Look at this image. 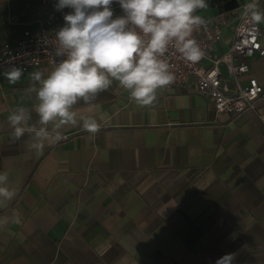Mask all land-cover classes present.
I'll return each instance as SVG.
<instances>
[{
  "label": "crops",
  "instance_id": "crops-1",
  "mask_svg": "<svg viewBox=\"0 0 264 264\" xmlns=\"http://www.w3.org/2000/svg\"><path fill=\"white\" fill-rule=\"evenodd\" d=\"M207 9L200 14L218 11ZM231 38L227 26L216 51L227 50ZM53 67H30L16 84L0 70V172L18 193L0 208L8 218L0 264H215L229 253L233 264H264V99L233 115L218 112L194 86L158 89L144 107L110 88L74 106L78 119L100 124L98 133L65 126L68 136L40 152L29 147L34 134L11 140L8 116L26 107L25 126L40 127L38 100L26 90L31 72L46 77ZM221 69L233 91L235 79ZM250 75L264 84V56L251 59L242 86Z\"/></svg>",
  "mask_w": 264,
  "mask_h": 264
},
{
  "label": "clouds",
  "instance_id": "clouds-1",
  "mask_svg": "<svg viewBox=\"0 0 264 264\" xmlns=\"http://www.w3.org/2000/svg\"><path fill=\"white\" fill-rule=\"evenodd\" d=\"M113 4L119 5L123 15L113 18ZM208 6L207 0H58L57 11L70 10L55 32L54 55L65 58L46 77L42 71L30 73L33 83L26 91L35 93L38 100L35 111L40 127H26L29 109L15 107L8 116L14 131L11 140L18 142L26 133L34 134L29 147L42 152L46 142L56 145L65 139V126L98 133L100 124L92 118L78 119L74 106L89 104L110 88L129 92L141 107L153 105L157 90L175 79L164 58L171 43L187 61L195 63L204 56L192 34L200 26L207 28V21L195 13ZM243 8L254 26L264 22V8L257 0ZM25 71L13 65L2 75L9 84H16ZM8 181L9 173L0 172V208H6L18 194L7 186ZM13 219L19 222L18 216ZM7 223V217L0 218V227ZM234 259L235 254L229 253L215 264H233Z\"/></svg>",
  "mask_w": 264,
  "mask_h": 264
},
{
  "label": "built area",
  "instance_id": "built-area-1",
  "mask_svg": "<svg viewBox=\"0 0 264 264\" xmlns=\"http://www.w3.org/2000/svg\"><path fill=\"white\" fill-rule=\"evenodd\" d=\"M260 1L257 0L258 5ZM249 2L251 0H246L230 10H218L210 16L201 15L202 9L197 10L195 14L207 21V28L200 26L194 29L192 38L197 41L204 56L195 63L187 61L176 50L175 43H171L164 58L175 79L166 87L181 84L194 86L213 99L218 112L233 115L254 108L258 99H264V84L256 76L250 75L249 83L245 86L239 82L240 76L250 71L251 59L257 53L264 56L262 27L260 24L254 26L244 15L243 5ZM55 4L51 0H41L36 18L37 26L25 28L14 42L4 41L1 44L0 70H8L13 65L23 67L26 71L33 66H55L65 58L54 55V50L58 47L55 32L64 24V13L70 10L57 11ZM112 7L113 18L123 15L118 4H113ZM227 26L232 28L231 43L227 50L220 53L216 51V45L223 39L224 28ZM222 64L227 66L229 74L235 79L233 91L222 73ZM128 96L130 98V94ZM259 116L264 121V113ZM67 136L68 134L64 135Z\"/></svg>",
  "mask_w": 264,
  "mask_h": 264
},
{
  "label": "rangeland",
  "instance_id": "rangeland-1",
  "mask_svg": "<svg viewBox=\"0 0 264 264\" xmlns=\"http://www.w3.org/2000/svg\"><path fill=\"white\" fill-rule=\"evenodd\" d=\"M35 2L38 3V0H0V43L30 28V14L38 18L40 3Z\"/></svg>",
  "mask_w": 264,
  "mask_h": 264
},
{
  "label": "trees",
  "instance_id": "trees-1",
  "mask_svg": "<svg viewBox=\"0 0 264 264\" xmlns=\"http://www.w3.org/2000/svg\"><path fill=\"white\" fill-rule=\"evenodd\" d=\"M209 6L216 7L219 11L233 9L240 4V0H207Z\"/></svg>",
  "mask_w": 264,
  "mask_h": 264
}]
</instances>
